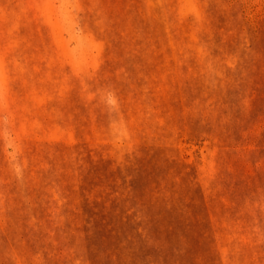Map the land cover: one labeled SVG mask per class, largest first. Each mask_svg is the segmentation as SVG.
<instances>
[{
  "label": "rangeland",
  "instance_id": "obj_1",
  "mask_svg": "<svg viewBox=\"0 0 264 264\" xmlns=\"http://www.w3.org/2000/svg\"><path fill=\"white\" fill-rule=\"evenodd\" d=\"M0 264H264V0H0Z\"/></svg>",
  "mask_w": 264,
  "mask_h": 264
}]
</instances>
